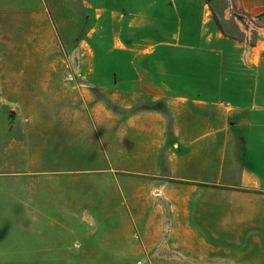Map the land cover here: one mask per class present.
<instances>
[{
  "label": "crops",
  "instance_id": "0c3cea01",
  "mask_svg": "<svg viewBox=\"0 0 264 264\" xmlns=\"http://www.w3.org/2000/svg\"><path fill=\"white\" fill-rule=\"evenodd\" d=\"M234 1L238 9L264 19V0ZM199 37L204 44L194 46L181 44L178 36L174 48L220 50L207 46L209 33L201 31ZM156 48L149 44L138 53L145 57L150 49L152 56ZM246 52L253 54L250 48ZM238 66L257 72L244 76L230 67L226 81L233 99L224 97L223 77H183V84L219 85L213 95L202 88L179 92L143 66L131 87L122 78L104 100L72 95L56 125L72 126L81 142L56 146L54 160L89 167L78 169L80 174L11 173L53 177L57 188L44 192L37 183L36 190L18 191L23 203L18 198L7 211L24 214L25 220L0 222V262L264 264V255L252 256L255 248L249 247L264 246V93H259L264 61ZM145 82L166 111L135 109L136 91ZM58 94L57 99L67 95ZM45 145L38 147L52 148ZM76 177L109 179L114 188L96 192L72 183L60 189L59 179ZM7 192L0 191V198ZM226 193L234 198L225 200ZM54 199L62 204H51Z\"/></svg>",
  "mask_w": 264,
  "mask_h": 264
},
{
  "label": "rangeland",
  "instance_id": "374dc122",
  "mask_svg": "<svg viewBox=\"0 0 264 264\" xmlns=\"http://www.w3.org/2000/svg\"><path fill=\"white\" fill-rule=\"evenodd\" d=\"M252 17L264 24L261 16ZM201 31L213 36L206 44L216 45L218 52H184L174 48L178 36L181 44H204L199 37ZM149 44L157 45L155 55H149V49L144 53L146 56L141 57L138 49ZM127 45L132 48L127 50ZM249 48L253 54L246 52ZM263 52L264 28L235 14L230 0H0V191H9L0 198V222L25 220L24 214L7 211L9 205L18 204L16 199L20 198L23 203L18 191L36 190L37 183L42 184L44 192L57 188V179L53 177L36 174L16 177L11 173L80 174L78 169L89 167L54 160L56 146L63 142L71 146L80 140L72 126L56 125L57 114L68 107L72 95L104 100L106 93L118 88L122 78L125 87H131L143 66L169 83L167 87L179 92L198 93L202 88L207 95H213L219 85L183 84V77L193 80L200 76L223 77L224 97L233 99L230 82L226 81L232 76L230 67L234 65L241 74L250 76L257 71L238 65L259 64L264 61ZM260 73L263 75L262 71ZM260 92L264 93L263 85ZM58 93L67 95L64 100L57 99ZM153 93L145 82L136 91L139 101L135 109L149 107L166 111L162 100L151 98ZM40 143L52 148H39ZM59 182L62 183L60 189L70 188L72 183L77 188H95L96 192L114 188L112 180L94 177L59 179ZM233 198L225 194V200ZM242 199L245 203L258 204L254 199ZM51 204L62 202L54 199ZM249 247L255 248L252 256L264 255L259 252L263 245ZM0 264L143 263L27 261Z\"/></svg>",
  "mask_w": 264,
  "mask_h": 264
},
{
  "label": "water",
  "instance_id": "95a60500",
  "mask_svg": "<svg viewBox=\"0 0 264 264\" xmlns=\"http://www.w3.org/2000/svg\"><path fill=\"white\" fill-rule=\"evenodd\" d=\"M230 2H231V6L235 14L248 18L258 28H264V24H259L249 13L239 10L234 0H230Z\"/></svg>",
  "mask_w": 264,
  "mask_h": 264
}]
</instances>
